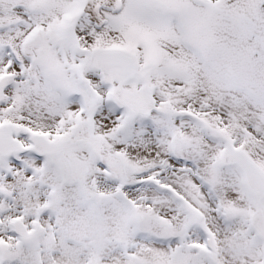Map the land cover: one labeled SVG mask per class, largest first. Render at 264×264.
<instances>
[{
	"label": "snow or ice",
	"instance_id": "6c2138e0",
	"mask_svg": "<svg viewBox=\"0 0 264 264\" xmlns=\"http://www.w3.org/2000/svg\"><path fill=\"white\" fill-rule=\"evenodd\" d=\"M0 264H264V0H0Z\"/></svg>",
	"mask_w": 264,
	"mask_h": 264
}]
</instances>
